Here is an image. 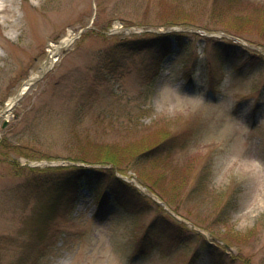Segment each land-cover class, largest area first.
I'll use <instances>...</instances> for the list:
<instances>
[{
	"label": "rangeland",
	"instance_id": "obj_1",
	"mask_svg": "<svg viewBox=\"0 0 264 264\" xmlns=\"http://www.w3.org/2000/svg\"><path fill=\"white\" fill-rule=\"evenodd\" d=\"M234 4L0 0V264H264V0ZM174 18L196 27H166ZM170 28L186 33L183 43L128 53L108 71L104 35ZM233 37L254 57L220 58L217 43ZM169 134L180 139L159 145V161L136 158ZM97 155L114 158L115 175L141 197L110 195L105 179L83 183L38 241L31 165L112 168L80 160ZM159 215L164 226L146 236Z\"/></svg>",
	"mask_w": 264,
	"mask_h": 264
},
{
	"label": "trees",
	"instance_id": "obj_2",
	"mask_svg": "<svg viewBox=\"0 0 264 264\" xmlns=\"http://www.w3.org/2000/svg\"><path fill=\"white\" fill-rule=\"evenodd\" d=\"M223 6L220 5L221 10H228L235 8L234 0H218ZM218 5L214 2V6ZM231 11V10H230ZM242 19H246L244 15H238ZM175 19V18H174ZM166 27L171 26H183V27H196L193 23H188L187 21H170L165 24ZM186 33L180 32H169V33H152V32H143L140 34H134L129 38H121L118 35H112L110 37L104 35L106 39H111V45L106 50V54L109 60V67L111 75L116 71V69L121 65L123 58L126 54L132 53L138 50H147L152 52L153 55L156 53H168L171 50V46L173 44H181L184 42ZM218 41H216L217 43ZM216 53L220 58H227L233 57L234 55H238L241 53L242 55H247V58H253V54H250L248 50H243L242 47L235 44L232 40L228 41L226 44L217 43L216 46ZM246 52V53H245ZM259 56V55H258ZM260 57V56H259ZM159 65L162 60L156 61ZM107 67V66H106ZM180 139L179 136L175 134H169L164 136L159 143L153 145L150 149L146 150V147L143 148L141 151L136 154V158H148L149 160H160L159 155L157 156V151L159 150V145H168L174 147L175 142ZM97 148L101 149V146H97ZM102 150V149H101ZM153 154V155H149ZM96 156V155H94ZM97 157H101L97 155ZM151 157V158H149ZM167 155L163 158V160L167 163ZM81 161L87 164H101L106 165L110 164L112 166L109 170H103L98 168H85V167H76L72 166L70 168L66 167H48V168H36L31 167L29 168V172L36 173L33 174L31 177L32 181V189L33 196L35 195V199L40 200L39 207L33 215H31L30 219L28 220V228L35 233L36 238L38 241L45 239V232L48 228L49 224L55 219V217L61 216L63 214L68 213L75 204L76 201V193L79 189V186L83 183H88L89 181H93L94 179H105V181L110 185V195L115 193H124L127 191H131L135 197H141V193L129 183L121 180L115 175V171L122 172L118 162L111 157H101L94 159H80ZM147 160V159H146ZM162 160V161H163ZM74 161V160H73ZM148 161V160H147ZM156 161V162H157ZM164 163V162H163ZM207 172V171H205ZM205 175V174H204ZM203 175L198 180L196 187L203 185L205 190V180L203 179ZM142 184L144 182L141 181ZM43 186V190H40V193L37 192L38 187ZM37 189V190H36ZM152 192H155L159 197L160 195L153 189L147 186ZM203 190V191H204ZM200 195V193L198 194ZM144 196V197H143ZM142 198H145L143 195ZM201 196V195H200ZM138 200V199H137ZM166 202V201H165ZM103 203H107L106 198H103ZM169 203L168 201L166 202ZM157 209L162 212V206L157 205V203H153ZM170 204V203H169ZM168 204V205H169ZM170 206V205H169ZM171 207V206H170ZM224 212H222L223 214ZM160 219L155 220L154 222L157 223L151 225L147 228L146 236L148 234L153 233L157 229L158 226H164V218L162 215H159ZM169 226L172 228L174 226L175 231L178 233H183V224L177 221L174 222H167ZM201 245H205L202 243ZM202 249V248H201Z\"/></svg>",
	"mask_w": 264,
	"mask_h": 264
},
{
	"label": "water",
	"instance_id": "obj_3",
	"mask_svg": "<svg viewBox=\"0 0 264 264\" xmlns=\"http://www.w3.org/2000/svg\"><path fill=\"white\" fill-rule=\"evenodd\" d=\"M171 30H178V29L170 28V29H168L167 31H171ZM46 63H47V61L44 62L43 66H42V68H41V70H42V74H41V75H35V76L29 78V79L24 83V89H21V90L15 95V97L12 99V103H13L15 100H18V99H19V98L25 93V91L29 88V86H30L32 83H34L36 80L40 79V78L46 73V71L48 70V66H46ZM10 106H11V104H10V105H7L6 108L8 109Z\"/></svg>",
	"mask_w": 264,
	"mask_h": 264
},
{
	"label": "bare ground",
	"instance_id": "obj_4",
	"mask_svg": "<svg viewBox=\"0 0 264 264\" xmlns=\"http://www.w3.org/2000/svg\"><path fill=\"white\" fill-rule=\"evenodd\" d=\"M67 42H68L67 40H63L61 46H66V45H67ZM59 48H60V47L55 48V49L51 52V55L55 54V52H56L57 50H59ZM49 62H53V58H52V57L50 58ZM8 102H10V100H9Z\"/></svg>",
	"mask_w": 264,
	"mask_h": 264
}]
</instances>
